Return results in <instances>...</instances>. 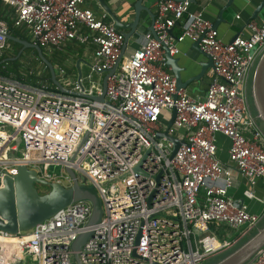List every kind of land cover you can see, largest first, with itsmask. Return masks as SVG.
<instances>
[{
	"label": "built area",
	"instance_id": "built-area-1",
	"mask_svg": "<svg viewBox=\"0 0 264 264\" xmlns=\"http://www.w3.org/2000/svg\"><path fill=\"white\" fill-rule=\"evenodd\" d=\"M194 1L157 0L156 35L149 30L124 56V32L87 0H0L12 26L49 52L69 42L96 46L81 78L54 64L68 93L0 71V179L26 166L70 187L71 168L79 183L96 188L103 206L95 225H89L93 204L83 199L30 230L0 229V264H78L76 254L81 264H202L240 239L221 241L213 226L243 237L264 222V210L252 212L229 195L238 172L248 182L245 198L264 203L256 193L264 177V131L250 98L264 52V18L247 23L248 36L225 42L202 10L191 9ZM7 18H0V58L11 31ZM178 22L182 32L174 35ZM186 39L198 42L213 61L203 98L179 89L166 63L165 47L176 56ZM118 61L105 100H95L103 83L96 76ZM42 67L39 74L46 71ZM167 130L184 140L173 158L175 142L158 137ZM218 134L230 140V164L219 158ZM52 166L63 174L49 173ZM86 232L92 233L75 251ZM245 264H264V246Z\"/></svg>",
	"mask_w": 264,
	"mask_h": 264
},
{
	"label": "water",
	"instance_id": "water-1",
	"mask_svg": "<svg viewBox=\"0 0 264 264\" xmlns=\"http://www.w3.org/2000/svg\"><path fill=\"white\" fill-rule=\"evenodd\" d=\"M97 1L101 4L102 8L110 14L111 18L114 21V26L118 30H124L123 32L125 34V43L123 46V53L129 39L137 32L142 13L144 11L149 13L151 17L149 30L156 35L154 31L156 14L152 10V8L146 4V0L135 1L134 18L129 22L123 21L119 15L113 12L106 3V0ZM232 1L233 0H229L228 4L221 10L218 19L214 22V26L216 28H218L220 23L224 21L223 13L232 4ZM262 11H264V0L261 1L257 9L254 11L252 18H257ZM7 38L8 40L15 41L22 45V48L18 55L14 58H10L9 60L18 59L25 49H35L38 52L39 59L49 69L51 81L56 86V88L64 93L69 92V89L65 88L64 85L59 81L55 65L45 55L43 48L40 45L35 44L28 39L16 37L12 33H8ZM194 48L200 50L198 42L194 44ZM205 56L207 58V61L201 63V72L196 76H191L187 80H184L183 72L186 70V68L180 65V58L178 56L172 55L170 50L165 47L166 63L167 66L171 68V71L176 78L177 86L179 89L188 88L194 81L201 80L207 73L208 69L213 68L212 58L207 54H205ZM119 61L112 69L104 74L102 94L94 97L95 100L101 102L105 100L108 79L115 73ZM2 63L3 62L0 61V65ZM81 76L82 71H79V78H81ZM250 96L256 110L257 118L264 122V52L258 61L252 77ZM175 117L176 110L173 109L171 118L168 121V127L173 124ZM164 136L169 137L175 142V149L172 154L173 158L178 151V148L184 143V140H180L177 137L170 136L168 130L158 133V137ZM66 169L73 179V185L70 187H65L57 182H49L41 178L36 170L29 169L26 166H20L18 168V173L15 176H7L3 180L0 179V229L12 233H17L20 230H30L37 224L54 215L60 209L83 199H89L93 204V214L90 219L89 225H95L99 223L103 214V206L96 188L94 186L79 183L75 172L71 168ZM37 183L49 186L50 190L46 193L41 194L36 187ZM91 233L92 232H86L80 235L75 241L73 249L75 251L80 250L81 246L85 243ZM263 246L264 226L262 228H259L254 236H252L244 244L238 247L235 251H233L229 255H226L215 264H245ZM75 258L78 264H81L77 254L75 255Z\"/></svg>",
	"mask_w": 264,
	"mask_h": 264
},
{
	"label": "crops",
	"instance_id": "crops-1",
	"mask_svg": "<svg viewBox=\"0 0 264 264\" xmlns=\"http://www.w3.org/2000/svg\"><path fill=\"white\" fill-rule=\"evenodd\" d=\"M136 0H106L108 6L121 17L125 22H129L134 18V3ZM157 0H149L147 5L152 8L155 12V2ZM262 0H233L232 4L224 11L222 21L218 27L220 37L225 41H232L236 36L243 35L248 36L250 30L247 27V23L250 20H260L264 18V11H262L257 18L253 19L252 15L257 9ZM95 2V4H94ZM229 0H195L191 6L192 10H202L204 15L209 20L215 22L221 10L228 4ZM87 3L93 7V9L99 15L104 16V20L107 23L114 24L113 19L110 14L104 10L101 4L97 0H87ZM240 15V18L237 16ZM151 24V17L149 13L144 11L141 16L140 24L138 26L137 32L132 36L125 48L124 56L131 55L144 41L145 34L149 31V26ZM124 31V30H121ZM182 32V22H178L173 29L174 35H179ZM194 42L189 39L181 42L179 44L180 53L176 56L180 58V65L186 70L183 72V79L187 80L191 76H196L202 70L201 63L207 61L205 53L202 50L194 48ZM96 46L94 44L89 45H79L76 42H69L65 48L55 54V65L65 67L68 72H70L73 77H79V71L86 73L90 69L92 63L93 53ZM79 60V63H78ZM79 64V66H78ZM211 71L210 76L206 79V74ZM205 76L199 80L194 81L187 90L195 97L203 98L208 89L209 83L213 78V68H209ZM103 79L104 74L97 75L96 79ZM206 79V80H205ZM218 144H219V158L226 164H230L228 152L220 148V144L223 140L226 141V146L229 147L230 140L222 134H218ZM228 150V149H227ZM248 186L247 180L237 172V183L234 187L229 190V195L232 196L237 203L245 202L249 205L250 211L261 212L264 210V203L257 199H246L244 196V189ZM256 193L258 196L264 198V177L259 179L256 186ZM217 229V236L219 240H230L233 238H243L240 236V232L233 230L228 226H214ZM239 240V239H238ZM237 240V241H238Z\"/></svg>",
	"mask_w": 264,
	"mask_h": 264
},
{
	"label": "rangeland",
	"instance_id": "rangeland-1",
	"mask_svg": "<svg viewBox=\"0 0 264 264\" xmlns=\"http://www.w3.org/2000/svg\"><path fill=\"white\" fill-rule=\"evenodd\" d=\"M148 1L149 0L145 1L146 4H147ZM153 1L154 0H152V2ZM94 4H95V2H94ZM18 52H20L19 45H17L13 41L9 40L8 41V48L6 49V51L4 53L3 60L5 58L10 59V58L16 57L17 56L16 53H18ZM48 53L50 54V56L55 57L54 52H49L48 51ZM20 56H21V58L19 59V62L21 64H20L19 71H20V73L22 75L27 76V74H30V73L34 72L35 70H37V72H38V69L39 70H43L44 69L42 67L43 63L37 62V61L35 62V58L36 57H35V53L32 50H27L26 52L22 53ZM12 61H14V60H12ZM210 74H211V71L209 70L208 73L206 74L207 76L205 78L207 79L208 76H210ZM259 122H260L261 128L264 131V122H262L261 120H259ZM221 143L222 144H220V148L225 153V151H227V149H228V147L226 146V141L223 140ZM49 173H51L53 175L54 174L61 175V174H63L62 167H60V166H57V167L52 166L49 169ZM40 175H43V173H40ZM62 180H63V182L65 184L68 183L65 178H63ZM36 187L38 188V190H39V192L41 194L46 193V192H48L50 190L49 186L43 185V184H39V183L36 184ZM262 227L259 226V228H262ZM258 229H254V230L250 231L245 237H243L242 239L240 238L236 243H233L231 246L225 248L224 250H221V251L215 253L214 255L210 256L208 259L203 261L202 264H215L216 262H218L219 260L224 258L226 255H229L230 253L235 251L238 247H240L242 244H244L252 236H254L257 233ZM212 232H214L215 234L217 233V229L214 226L212 227Z\"/></svg>",
	"mask_w": 264,
	"mask_h": 264
},
{
	"label": "trees",
	"instance_id": "trees-1",
	"mask_svg": "<svg viewBox=\"0 0 264 264\" xmlns=\"http://www.w3.org/2000/svg\"><path fill=\"white\" fill-rule=\"evenodd\" d=\"M8 9V7H6L5 5H4V3L3 2H0V18H2V17H6L7 18V16H6V10ZM8 19V21H9V23L11 24V31H10V33H12L14 36H16V37H20V38H23V39H28V40H30V38L27 36V35H25L24 33H23V31H22V29H19V28H14L13 26H12V21L9 19V18H7ZM9 41V40H8ZM12 41V40H11ZM31 41V40H30ZM14 43H16L17 45H19V48H20V50H21V48H22V45L21 44H19V43H17V42H15V41H13ZM27 50H32L34 53H35V62L37 61V62H41V63H43L40 59H39V57H38V52L35 50V49H31V48H29V49H26V51ZM43 51H44V53H45V55L49 58V60L53 63V64H55V62H56V60H55V57H52V56H50V54L48 53V51L45 49V48H43ZM19 53V52H18ZM18 53H16V55H18ZM57 52H55V54H56ZM54 54V55H55ZM21 58V56L18 58V59H16V60H14V61H12V60H9L8 58H5L4 60H3V57L2 58H0V61L1 62H3L2 64H6L7 66H6V69H2V67L0 66V71L1 72H3L4 74H8V75H13V77H15V78H17V79H20V80H22V81H25V82H27V83H30V84H34V85H39V84H46V85H48V87L50 88V89H56V86L53 84V82L51 81V78H50V71H49V69L48 68H46V71L43 73V74H39L38 72H37V70H35L34 72H32V73H30V74H27V76H24V75H22L21 73H20V71H19V68H20V62H19V59ZM8 61V62H7ZM10 61V62H9ZM10 65V66H9ZM43 65L44 66H46L44 63H43ZM250 91H251V89H250ZM250 98H251V96H250ZM251 103H252V108H253V111H254V113L256 114V110H255V108H254V105H253V101H252V98H251ZM264 225V223L260 226V227H262Z\"/></svg>",
	"mask_w": 264,
	"mask_h": 264
},
{
	"label": "flooded vegetation",
	"instance_id": "flooded-vegetation-1",
	"mask_svg": "<svg viewBox=\"0 0 264 264\" xmlns=\"http://www.w3.org/2000/svg\"><path fill=\"white\" fill-rule=\"evenodd\" d=\"M24 52H26V49L22 53H24Z\"/></svg>",
	"mask_w": 264,
	"mask_h": 264
}]
</instances>
